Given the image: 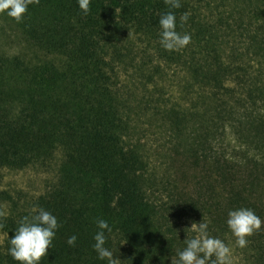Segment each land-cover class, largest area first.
<instances>
[{
  "label": "trees",
  "instance_id": "trees-1",
  "mask_svg": "<svg viewBox=\"0 0 264 264\" xmlns=\"http://www.w3.org/2000/svg\"><path fill=\"white\" fill-rule=\"evenodd\" d=\"M180 3L170 9L164 0H90L86 14L77 0L28 5L19 25L45 56L31 61L0 51V167L43 165L57 150L62 160L56 182L28 206L0 186V228L6 235L0 264H18L8 254V239L34 206L55 215L59 225L40 264H107L92 248L98 218L112 229L105 232V247L129 264H173L176 245L184 240L179 222L185 216L214 211L219 222L227 201V188L220 186L235 187L236 174L220 167L222 156L210 143L211 126L196 127L194 120L205 115L216 125L221 111L159 108L163 89L156 84L165 66L183 68V92L198 86L197 103L214 98L222 105L219 93L228 76L248 75L233 67L237 55L229 61L214 49L209 28L189 16L181 22L189 9ZM167 11L176 15V30L191 35V42L177 51L159 43L158 21ZM151 82L160 98L147 97ZM205 88L213 91L210 97L201 92ZM150 106L152 117H168L175 136L172 148L163 151L168 180L160 181L163 188L167 182L173 187L165 199L160 195L162 202L153 196L160 181L148 175L147 158L129 138L134 116ZM73 234L77 240L69 246L66 240Z\"/></svg>",
  "mask_w": 264,
  "mask_h": 264
},
{
  "label": "rangeland",
  "instance_id": "rangeland-1",
  "mask_svg": "<svg viewBox=\"0 0 264 264\" xmlns=\"http://www.w3.org/2000/svg\"><path fill=\"white\" fill-rule=\"evenodd\" d=\"M180 1L187 3L189 17L209 28L208 37L211 34L214 49L224 54L229 61L232 56L237 55L238 60L233 67H242L240 70H244L248 77L242 74L237 80L228 76L225 88L219 93L223 100L222 105L214 98H205L207 101L204 103H197L198 86L196 90L193 88L191 93L183 92V79L187 74L183 68L176 66H165L163 80L156 84L158 88L163 89L162 98L152 82L145 90L148 98L162 99L163 103L159 107L162 109L179 105L186 109L191 107L201 114L207 110L221 111L222 115L216 119V125L211 124L205 115L194 120V125L211 126L213 132L209 136L210 143L214 154L222 156L220 167L236 174L233 184L235 187L232 183L226 187L225 184L220 186L221 190L227 188V201L225 209L222 207L224 211L220 213L219 222L214 211H208L204 215L185 216L179 222V234L184 235V240L176 245L173 259L176 261L177 252L186 246L185 239L197 235L188 229L191 223H199L203 218L208 222L209 235L219 237L231 248L230 264H264V224L260 230L247 237L248 244L243 248L235 245V238L226 225L228 211L240 207L251 208L264 220V0ZM19 23L0 13V51L10 56L20 55L31 61L36 60L35 56L44 57L43 50L33 46ZM130 34L133 35L132 38L139 37L134 32ZM142 44L143 39L137 40L136 47L139 51H142ZM122 81L127 83L130 78L125 76ZM137 86L143 87L141 84ZM201 92L210 97L209 93L213 91L205 88L201 89ZM144 101H141V104L145 103ZM136 102L137 100L133 99L134 105L138 104ZM151 107L145 108L143 112L140 110L134 116L133 130L129 138L130 143L136 144L142 155L147 158L148 175H154L157 182L162 178L168 180V176H165L168 162L164 159L163 151L168 152L172 148L175 136L169 130L168 117H152ZM61 160L62 152L57 150L51 161L43 165L22 169L0 167V186L9 191L21 206H28L56 182ZM161 181L157 182L153 194L159 201L160 195L165 199L163 195L173 187L171 182H167L166 188H163L165 183ZM5 238L6 235L0 228V245L4 243ZM119 264L129 263L119 261Z\"/></svg>",
  "mask_w": 264,
  "mask_h": 264
},
{
  "label": "clouds",
  "instance_id": "clouds-1",
  "mask_svg": "<svg viewBox=\"0 0 264 264\" xmlns=\"http://www.w3.org/2000/svg\"><path fill=\"white\" fill-rule=\"evenodd\" d=\"M38 0H0V13L20 21L26 13L28 5ZM90 0H77L78 7L85 14L88 12ZM170 9L181 7L180 0H164ZM188 13L181 15V22L188 19ZM159 43L167 51H177L191 42V35L176 30L177 19L172 11L163 13L159 18ZM97 231L93 235V250L97 258L107 260V264H119V258L114 257L112 251L105 247V232L112 229L108 222L98 218L95 221ZM262 220L251 208L240 207L229 210L226 225L235 238V245L243 248L248 244L247 237L261 229ZM57 217L49 211L33 207L30 215L20 218L13 235L8 239V254L18 264H40L42 257L51 248L57 228ZM197 235L185 239V247L177 252L178 259L173 264H230L231 248L219 237L208 233V222L201 219L193 222L188 228ZM77 240L75 234L69 236L66 243L74 246Z\"/></svg>",
  "mask_w": 264,
  "mask_h": 264
}]
</instances>
